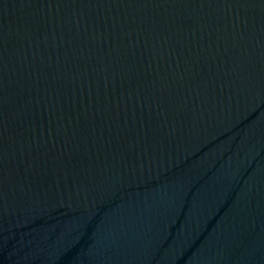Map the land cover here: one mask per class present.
<instances>
[{
    "label": "water",
    "instance_id": "95a60500",
    "mask_svg": "<svg viewBox=\"0 0 264 264\" xmlns=\"http://www.w3.org/2000/svg\"><path fill=\"white\" fill-rule=\"evenodd\" d=\"M0 264H264V0H0Z\"/></svg>",
    "mask_w": 264,
    "mask_h": 264
}]
</instances>
